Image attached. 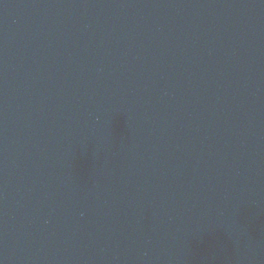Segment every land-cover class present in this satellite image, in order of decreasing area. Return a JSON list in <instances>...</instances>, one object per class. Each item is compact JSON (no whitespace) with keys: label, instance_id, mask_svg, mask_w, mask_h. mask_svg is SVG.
<instances>
[{"label":"water","instance_id":"95a60500","mask_svg":"<svg viewBox=\"0 0 264 264\" xmlns=\"http://www.w3.org/2000/svg\"><path fill=\"white\" fill-rule=\"evenodd\" d=\"M0 264H264V0H0Z\"/></svg>","mask_w":264,"mask_h":264}]
</instances>
